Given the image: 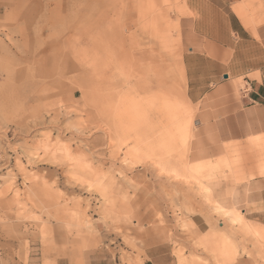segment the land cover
<instances>
[{"label": "rangeland", "instance_id": "obj_1", "mask_svg": "<svg viewBox=\"0 0 264 264\" xmlns=\"http://www.w3.org/2000/svg\"><path fill=\"white\" fill-rule=\"evenodd\" d=\"M187 2L0 0V264H102L103 249L111 264H222L216 240L232 264H264V133L221 135L188 99L182 53L202 38ZM214 3L261 43L264 0ZM227 84L221 97L244 79ZM170 98L191 106V141Z\"/></svg>", "mask_w": 264, "mask_h": 264}, {"label": "crops", "instance_id": "obj_2", "mask_svg": "<svg viewBox=\"0 0 264 264\" xmlns=\"http://www.w3.org/2000/svg\"><path fill=\"white\" fill-rule=\"evenodd\" d=\"M215 1L188 0L187 2L190 11L196 16L194 20L195 29L200 38H202L198 39L197 50L192 51L190 55L184 56V60L182 53V67L185 72L187 97L192 104H199L200 109L206 103L211 104V109L218 113L220 120H224L219 124V126H223V129L219 131L221 135H234L238 138L237 140H240L249 136L263 134L264 30H261V43H258L237 18H232L225 14L221 5H216ZM237 13L244 26L252 31V20L245 11L242 10ZM244 16L248 19V27L243 21ZM221 20L225 24L226 34L219 31L217 24ZM247 37L253 40L248 41L245 39ZM227 54L232 55L228 60V63L232 65L226 73V68L223 64ZM225 75L229 76L227 80ZM232 76L244 79V85L240 89V93L221 97L217 94V89L221 86H227V81ZM222 104L228 105L223 107ZM263 175L261 174L262 177H264ZM256 183L262 185L264 181ZM257 197L264 200V191L259 193ZM246 221L248 220L246 219ZM248 222L257 225L254 222ZM93 255L91 258H101L100 263L111 264L109 258H112L113 254L108 250L103 249ZM244 263L256 264L251 258ZM143 264L157 263L149 259Z\"/></svg>", "mask_w": 264, "mask_h": 264}, {"label": "bare ground", "instance_id": "obj_3", "mask_svg": "<svg viewBox=\"0 0 264 264\" xmlns=\"http://www.w3.org/2000/svg\"><path fill=\"white\" fill-rule=\"evenodd\" d=\"M7 13L9 14V12H7ZM243 19H244L245 25L248 27L249 24H248L247 18L244 16ZM161 103H162V106H161L162 109L168 111L167 112V116H169V119H170L171 124L174 125L177 128L178 132L180 133V135L183 137V139L186 142L191 141L192 138H194L193 137L194 135H193V132L189 129V125L187 127V122L188 121L184 120L185 119V116H187L186 113H189V111H190L189 108L191 106L190 107L189 106H185L184 107L183 105L175 104V103L172 102L171 98H170V101L166 100V101H163ZM145 110H147L146 106H140L139 108H136V111L137 112H143ZM4 131H6V130H4ZM164 144L165 143H163V144L162 143L161 144H157V146L154 147V148H152V150L153 151H160V153H161V151L163 150L162 148H163ZM68 156H70V155H68ZM79 158L83 159L84 156L83 155H80ZM108 184H107V186H108ZM213 245H214V251H217L218 252V258H222V264H232L233 263L234 258H235L234 255L225 254V252H224V250H226L225 249L226 248V244L225 243L218 242L216 240V242H214ZM141 264H143V263H141ZM184 264H186V263H184Z\"/></svg>", "mask_w": 264, "mask_h": 264}, {"label": "built area", "instance_id": "obj_4", "mask_svg": "<svg viewBox=\"0 0 264 264\" xmlns=\"http://www.w3.org/2000/svg\"><path fill=\"white\" fill-rule=\"evenodd\" d=\"M3 133H1V134H3ZM8 134H11V138L15 137L14 132L11 130L8 132ZM6 148L7 147H6L5 142L2 139H0V175L2 174V172L5 171V167L8 165V163H7L8 161L4 158V155H3V150Z\"/></svg>", "mask_w": 264, "mask_h": 264}, {"label": "water", "instance_id": "obj_5", "mask_svg": "<svg viewBox=\"0 0 264 264\" xmlns=\"http://www.w3.org/2000/svg\"><path fill=\"white\" fill-rule=\"evenodd\" d=\"M229 78V76L228 75H225V79H228Z\"/></svg>", "mask_w": 264, "mask_h": 264}]
</instances>
